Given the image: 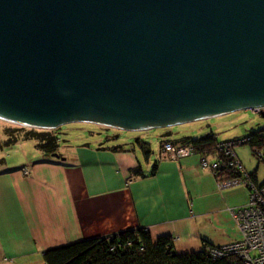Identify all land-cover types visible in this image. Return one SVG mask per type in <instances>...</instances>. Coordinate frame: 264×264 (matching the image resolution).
I'll return each instance as SVG.
<instances>
[{
	"label": "water",
	"instance_id": "water-1",
	"mask_svg": "<svg viewBox=\"0 0 264 264\" xmlns=\"http://www.w3.org/2000/svg\"><path fill=\"white\" fill-rule=\"evenodd\" d=\"M259 106L264 0H0L2 119L143 131Z\"/></svg>",
	"mask_w": 264,
	"mask_h": 264
},
{
	"label": "crops",
	"instance_id": "crops-1",
	"mask_svg": "<svg viewBox=\"0 0 264 264\" xmlns=\"http://www.w3.org/2000/svg\"><path fill=\"white\" fill-rule=\"evenodd\" d=\"M135 156L78 145L62 162L9 159L0 173V264H46L48 248L139 225L171 234L179 251L242 238L232 212L249 203L248 187H222L199 154H162L155 176L131 179Z\"/></svg>",
	"mask_w": 264,
	"mask_h": 264
},
{
	"label": "trees",
	"instance_id": "trees-1",
	"mask_svg": "<svg viewBox=\"0 0 264 264\" xmlns=\"http://www.w3.org/2000/svg\"><path fill=\"white\" fill-rule=\"evenodd\" d=\"M260 114L264 115L263 113ZM63 125L53 129V131L17 124L1 126L0 169H3L0 173L9 171L8 158L12 157L10 151L27 141H34L35 147L42 153H38L37 157L33 158L35 159L33 163L61 162L59 159L57 160L56 154L62 156L59 134ZM115 137L118 139L119 136L108 135V143L103 145L100 142L97 148L111 152L130 150L127 143L109 144ZM168 143L174 146L190 147L192 150L190 155L199 154L202 163L207 162L205 166L211 168L219 183L243 180L257 188L264 185V180H260L257 175V168L250 172L235 149L238 144H247L252 155L256 157L258 166L264 162V129L261 128L252 130L245 136L226 140L219 139L218 133L213 130L202 136L191 134L180 137L165 136L162 139L160 154L154 160L151 169H146L140 161L136 166L130 168L129 178L155 176L159 170L162 154L167 157L170 155L173 159H180L181 157L175 158L169 150L166 149L169 154L165 151V146ZM87 145L90 144L84 142L83 146ZM132 145L131 149L134 151L137 146L141 148L147 160L152 156L153 149L148 141L143 140L142 136L136 137ZM23 170L28 169L24 166ZM217 246L204 243L200 250L179 252L171 234L154 236L150 229L139 225L113 234L82 238L48 248L44 251V259L46 264H245V259L240 254L217 256L214 253ZM251 254L253 257L257 255L254 252Z\"/></svg>",
	"mask_w": 264,
	"mask_h": 264
},
{
	"label": "rangeland",
	"instance_id": "rangeland-1",
	"mask_svg": "<svg viewBox=\"0 0 264 264\" xmlns=\"http://www.w3.org/2000/svg\"><path fill=\"white\" fill-rule=\"evenodd\" d=\"M4 124L21 125L18 123L9 122L0 119V127L3 126ZM258 128L264 129V115L258 113L257 111L256 112L253 111V109L251 108L239 109L225 115L215 116L207 119H200L184 124L172 125L165 128L156 127L143 131L124 130V129H119L115 127H110V126L100 125L90 122H70L63 125L60 129L59 138L61 139V144H62L60 153L62 156L60 157L56 156V157L57 160L59 159L62 162L64 160L63 157L68 159H70V157L72 156L74 157L75 148L80 144L83 145L84 142L86 143L88 142L90 145L97 148L98 147L97 145L100 142H102L103 145H106L108 143L109 141L107 139L108 135L110 136L118 135L119 136L118 139L116 137L112 138L114 140L110 141L109 144L116 145L119 143L120 144L127 143V146L130 148V150L133 153L136 152V156H138L139 162L141 161L143 166H147V159L142 149L139 148L138 146L136 147L135 151L131 149L133 147L132 143L135 142L136 137L142 136L143 140L148 141L150 143L151 148L153 149L152 157L156 159L157 158L156 156L160 154L162 139L165 136L180 137L185 134L202 136L208 133L210 130H213L218 133L219 139L226 140L240 136H245L248 133H250L252 130L254 131L257 130ZM37 129H47L53 131V129H49V128H37ZM168 132L171 133L167 134ZM235 149L238 155L240 156V159L242 160L243 164L250 170V172L257 168L258 177L260 178V180H264V162H261L258 166L256 157L252 155V151L250 147L247 144H238L236 145ZM165 151L169 154V152L166 150V146H165ZM8 152L9 150L7 151V153ZM37 153L42 154L40 150H38L35 147V142L27 141L22 143L21 146H19L18 148L11 150L10 155H12V157H9L8 160L22 158L28 161L30 157L33 158L34 156L37 155ZM185 157H181V158H185ZM33 160L35 161V159ZM25 173L30 174L29 170H25ZM226 183H227L226 185L234 186L232 185L233 182H226ZM236 183L237 185H244L248 187L250 194L254 191L253 188L254 186H252L247 181L236 180ZM220 184L222 187H229V186H225L224 183H220ZM255 194L256 193L254 192V195ZM256 197L260 198V197H264V195L263 193H260V195H257ZM253 201L255 202L257 201V199L253 198ZM240 207L243 206L237 207L232 212L235 220L238 221L239 226H240V222L239 219L237 218V213L244 215V217H246V222L247 220H251V218L253 217V214H248V213L246 214L242 212L241 209H239ZM4 228L7 235H11V236L13 235L11 223L10 224L8 222L5 223ZM250 239L253 240V237H250ZM241 240H243V235L242 238L239 240H235L233 242L223 245H218L217 248L214 249V253L217 256L240 254L239 252L224 254L223 250L224 247H229L230 251H234L235 249L231 248L234 245L233 243ZM246 243H247V239H246ZM188 251H192V250H188ZM179 252H187V251H179Z\"/></svg>",
	"mask_w": 264,
	"mask_h": 264
},
{
	"label": "built area",
	"instance_id": "built-area-1",
	"mask_svg": "<svg viewBox=\"0 0 264 264\" xmlns=\"http://www.w3.org/2000/svg\"><path fill=\"white\" fill-rule=\"evenodd\" d=\"M254 111L258 113L264 114V106H259L254 109ZM166 149L169 150L175 158L185 157L192 153L190 147H182V146H174L171 143L166 145ZM207 162H204L206 165ZM233 182L232 185H237L236 181ZM225 186L227 183H224ZM254 191L250 195L249 203L243 207H240L242 212L253 214L251 220H247L244 215L237 213V218L240 222V228L243 235V240L233 243L234 245L231 247L235 249L234 251H230L229 247H224V254L239 252L240 255L245 259V264H263L264 262V197L257 198V195L263 193L264 195V185L257 188L255 185ZM257 191V192H256ZM254 192L256 193L254 195ZM253 198L257 199V201H253ZM248 224V225H247ZM253 237V240L250 239ZM258 237V239H257ZM247 239V243H246ZM247 249V250H246ZM246 251V253H245ZM252 252L257 253L256 256L253 257ZM230 255V254H229ZM226 256V255H224Z\"/></svg>",
	"mask_w": 264,
	"mask_h": 264
},
{
	"label": "bare ground",
	"instance_id": "bare-ground-1",
	"mask_svg": "<svg viewBox=\"0 0 264 264\" xmlns=\"http://www.w3.org/2000/svg\"><path fill=\"white\" fill-rule=\"evenodd\" d=\"M0 119H2V118L0 117ZM2 120L9 121V122H14V120H8V119H2ZM14 123H17V122H14ZM25 127H29V126H25ZM65 159H67V158H65Z\"/></svg>",
	"mask_w": 264,
	"mask_h": 264
},
{
	"label": "clouds",
	"instance_id": "clouds-1",
	"mask_svg": "<svg viewBox=\"0 0 264 264\" xmlns=\"http://www.w3.org/2000/svg\"><path fill=\"white\" fill-rule=\"evenodd\" d=\"M254 111V110H253Z\"/></svg>",
	"mask_w": 264,
	"mask_h": 264
}]
</instances>
